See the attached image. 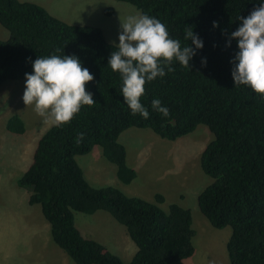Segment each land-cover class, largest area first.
Returning a JSON list of instances; mask_svg holds the SVG:
<instances>
[{
    "label": "trees",
    "instance_id": "1",
    "mask_svg": "<svg viewBox=\"0 0 264 264\" xmlns=\"http://www.w3.org/2000/svg\"><path fill=\"white\" fill-rule=\"evenodd\" d=\"M115 1L159 19L181 46L191 43L185 40L188 28L203 41L189 67L173 59L174 71L166 68L164 77L145 83L140 99L148 119L133 116L123 101L120 75L107 67L115 45L100 28L68 24L33 2L0 0V25L10 34L0 40V90L7 81L25 80L38 56L75 55L94 77L85 85L94 103L44 133L18 185L30 193V205L41 206L54 243L76 264H126L76 226L75 212L100 210L125 226L135 243L137 252L128 264H186L195 254L190 209L173 203L163 210L162 194L150 202L116 187H94L76 158L101 146L117 167L118 179L128 185L137 174L119 142L123 132L150 129L174 141L205 125L214 139L203 150L200 166L212 182L198 196L200 211L213 227L232 228L227 243L231 264H264V96L249 86H235L231 70L238 48L234 39L229 44L237 18L246 17L259 0ZM153 98L168 108L167 117L152 109ZM6 129L24 134L26 125L13 115Z\"/></svg>",
    "mask_w": 264,
    "mask_h": 264
},
{
    "label": "rangeland",
    "instance_id": "2",
    "mask_svg": "<svg viewBox=\"0 0 264 264\" xmlns=\"http://www.w3.org/2000/svg\"><path fill=\"white\" fill-rule=\"evenodd\" d=\"M29 1L45 7L52 16L70 24L100 28L112 44H118L120 20L141 14L134 5L115 0ZM109 9L113 12L106 15ZM5 34L10 36L0 25V40H6ZM24 87V80L7 81L0 90V114L10 110L9 117H22L28 128L24 135L14 134L6 132L4 120L0 121V264H19L24 257L32 264H62L56 254H63L67 259H70L69 256L53 242L50 224L45 220L41 206L30 205V193L18 185V179L33 160L38 140L55 125L49 117L36 112L32 105L23 103ZM9 117L5 119V126ZM213 139V133L205 125H199L193 133L174 141L163 139L150 129L126 130L119 137V142L126 148L127 164L137 174L128 185L118 179L117 167L106 160L101 146H96L87 155L78 156L76 160L94 187H116L128 196L150 202H155V196L162 194L165 202L160 207L163 210L168 211L173 203L190 209L196 233L193 238L195 254L186 264H231L227 243L232 228L213 227L198 206L199 194L212 182L203 172L200 158ZM23 151L32 153L25 156ZM35 217L49 227L48 247L36 234L41 223L38 220V224ZM75 222L86 238L103 244L126 264L137 252L126 227L107 211L100 210L95 214L75 212Z\"/></svg>",
    "mask_w": 264,
    "mask_h": 264
},
{
    "label": "clouds",
    "instance_id": "3",
    "mask_svg": "<svg viewBox=\"0 0 264 264\" xmlns=\"http://www.w3.org/2000/svg\"><path fill=\"white\" fill-rule=\"evenodd\" d=\"M237 19L239 26L229 36V44L234 39L238 48L232 61L234 84L249 86L264 96V0H259L258 7L246 17ZM216 26L214 21L213 27ZM185 40L191 43L181 46L180 40L170 37L159 19L147 14L129 15L120 20L118 44H114L107 67L119 73L120 92L133 116L149 118V110L140 99L146 82L164 77L166 68L168 72L174 71L173 59L189 67L196 50L204 46L192 28L186 29ZM93 79L75 55L38 56L32 61V72L25 73L22 100L54 124L68 123L82 105L94 103L93 94L85 87ZM151 107L164 117L169 115L168 108L158 98L151 100ZM79 138H83V133Z\"/></svg>",
    "mask_w": 264,
    "mask_h": 264
},
{
    "label": "crops",
    "instance_id": "4",
    "mask_svg": "<svg viewBox=\"0 0 264 264\" xmlns=\"http://www.w3.org/2000/svg\"><path fill=\"white\" fill-rule=\"evenodd\" d=\"M22 1V0H21ZM27 1H29V0H27ZM29 2H31V1H29ZM34 3V2H33ZM37 4V3H36ZM39 5V4H38ZM41 6V5H40ZM43 7V6H42ZM43 8H45V7H43ZM46 9V8H45ZM47 10V9H46ZM48 11V10H47ZM49 12V11H48ZM61 20V19H60ZM63 21V20H62ZM66 21V20H65ZM64 21V22H65ZM66 23H68V24H70L71 22H68V21H66ZM75 25H82V24H75ZM91 26V25H90ZM5 39L7 40L10 36L8 35V34H5ZM4 40V39H3ZM5 87V86H4ZM3 87V88H4ZM2 88V89H3ZM2 89H1V91H2ZM1 91H0V93H1ZM10 112V110L8 111V112H6V113H4V114H0V121H1V119H3L4 120V130L6 131V132H9L7 129H6V126H5V119L7 118V117H9V114L11 115V113H9ZM9 113V114H8ZM11 117V116H10ZM9 117V118H10ZM8 118V119H9ZM22 118V117H21ZM8 119H7V121H8ZM27 130H28V128L26 127V131H25V133L24 134H26L27 133ZM12 133V132H11ZM14 134H16V133H14ZM24 134H19V135H24ZM31 151H29V153L27 152V151H23V155H28V154H30L31 155ZM30 197V196H29ZM38 215V214H37ZM36 215V216H37ZM35 218H38V217H35ZM38 220L40 221V223H41V221H43V220H40L39 218L37 219V223H38ZM39 224V223H38ZM44 225V226H43ZM50 233H51V228H50ZM36 234L43 240V242H44V244H45V246L46 247H48V242H50V237H49V227L46 225V227H45V223L44 222H42L41 223V226H40V229L39 230H37L36 231ZM54 242V241H53ZM55 254H56V250H55ZM57 256H59L60 258H61V262H62V264H72V261H70V259H67V257H65V255H63V254H61V255H58V254H56ZM30 262H31V264L33 263L32 261H30L27 257H24L21 261H19V264H30Z\"/></svg>",
    "mask_w": 264,
    "mask_h": 264
}]
</instances>
